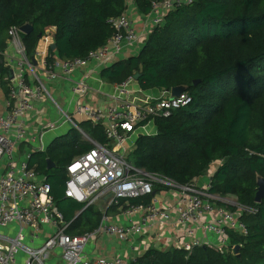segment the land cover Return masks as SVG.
I'll use <instances>...</instances> for the list:
<instances>
[{"label":"trees","instance_id":"16d2710c","mask_svg":"<svg viewBox=\"0 0 264 264\" xmlns=\"http://www.w3.org/2000/svg\"><path fill=\"white\" fill-rule=\"evenodd\" d=\"M141 14L150 12L151 0H132ZM127 0H0V83L7 30L30 23L22 33L29 59L45 31L54 26L55 49L60 58L84 57L113 33L106 22L122 14ZM103 81L120 84L129 78L141 90H170L185 85L191 100L168 117L154 119L156 131L139 135L127 160L149 173L186 184L217 163L209 190L233 197L242 210L246 235L229 231L238 252H220L210 245L149 248L134 264H264V196L255 201L256 175L264 177V0H192L178 6L153 26L141 48L101 70ZM196 81V82H195ZM93 139L105 143L102 124L81 121ZM90 148L74 128L54 137L45 150L32 151L27 163L45 176L55 204L70 222L68 232L82 234L100 221L97 205L82 204L64 195L66 166ZM47 159L52 166L48 167ZM155 191L159 190L155 186ZM151 195L119 199L113 207L147 203ZM223 204V203H218Z\"/></svg>","mask_w":264,"mask_h":264},{"label":"built area","instance_id":"2783aa9c","mask_svg":"<svg viewBox=\"0 0 264 264\" xmlns=\"http://www.w3.org/2000/svg\"><path fill=\"white\" fill-rule=\"evenodd\" d=\"M191 2L151 0L147 14L150 29L162 24L170 10ZM106 22L113 28V33L103 45L90 50L86 56L51 57L49 47L36 46L33 54V58L38 59L36 65L26 54L20 28L13 25L7 30L4 65L11 70L12 77H5L7 96L4 110L0 111V164L4 168L0 174V264H134L135 260L120 255L111 258L93 256L86 249L87 244L98 236H111L126 242L135 235L140 236L170 224L174 227L187 226L186 234L192 238L176 244V248L187 251L194 246L210 245L220 252H228L234 248L230 244L229 231L247 234L246 224L240 218L243 207L238 206L236 211L227 208V205L237 203L211 192L210 176L203 184L195 180L179 184L169 177L146 172L127 160V154L134 147L137 137L156 131L155 118L168 117L174 110L189 103L191 97L188 93L183 91L179 96H171L170 90H161L158 95L137 101L130 98L134 91L130 82L134 79L129 78L123 83H115L113 94L116 103L105 108L77 101L88 89L85 79L77 80L74 77L79 68L89 63L108 66L121 54L134 50L140 42L142 32L126 12L109 17ZM39 65L47 79L54 80L61 76L70 79L76 101L71 113L60 109L63 122L79 132L82 142L90 144L87 151L67 164L64 183V195L84 208L103 204L99 224L82 234L68 232L70 222L55 204L45 176L28 165V157H16L19 145L29 137L26 115H34L37 103L50 97L43 80L35 71ZM81 121H89L92 125L102 124L107 141L100 143L93 139L82 129ZM60 124L61 121L47 122L37 137H29L36 142V150H45L42 145L43 132L57 129ZM155 186L161 187L160 192L166 195L172 191L179 193L172 208L160 203ZM149 194L151 197L147 203L129 205L124 209L127 216L125 224L110 222L105 211L107 207L118 203L119 199ZM210 213H214V217L205 220ZM11 225H16L14 234L1 231L7 229L8 232ZM47 227L46 237L35 244ZM197 230L200 236H196ZM20 254L22 260L18 258Z\"/></svg>","mask_w":264,"mask_h":264},{"label":"crops","instance_id":"0c3cea01","mask_svg":"<svg viewBox=\"0 0 264 264\" xmlns=\"http://www.w3.org/2000/svg\"><path fill=\"white\" fill-rule=\"evenodd\" d=\"M128 3L130 4L131 11L129 12L126 9L125 12L132 19L137 29L142 32V36L140 37L139 39L140 42L138 43V45L135 47L134 50H131L128 53L121 54L116 60L136 54L141 48L147 34L149 33V32L147 33V31L151 30L148 24L147 14L139 13L136 7L134 6L132 0H127V4ZM55 31L56 28L54 26L49 27L45 31L43 37L39 40L37 47L39 48L50 47V44L54 42ZM33 60H35V62ZM37 60H38L37 58L35 59L33 58L31 59V62L36 65ZM103 68L104 66L100 64L89 63L86 66L79 68L74 73V77L77 80L85 79L88 85L87 92L84 95H82L80 98H77V101H79L80 103L91 104L93 106H98L101 108H105L108 105L116 103V98L114 97L113 94L115 92L114 91L115 84H111L102 80L101 70ZM35 71L43 80L49 92L50 97L45 98L41 102L37 103V112L34 115H26V124H27L26 128L28 130L29 137H33V136L37 137V135L40 133L41 129L47 124V122L61 121V124L60 126H58L57 129L43 132L42 145L46 148L47 144L54 137L66 133L71 128L65 126L67 123L63 122L62 111H65L67 114L73 111L75 106L76 96L71 92L70 99L69 98L67 99V94L64 91H62L64 87L68 89L70 87L71 90L72 83L68 77L64 78L61 76L54 80L47 79L46 75L44 74L41 68V65L37 66V68H35ZM47 83L54 86V89L56 90L53 91L54 93L48 89ZM5 86L7 90V83L5 84ZM130 86L132 87V90H134L130 94V98H135L137 99V101L138 99L140 100L145 99L148 96L158 95L160 94L161 91L158 88L139 90V85L136 80H132L130 82ZM57 95L66 98L64 103L65 105L63 107L58 104V101L56 100ZM6 96L7 93L4 91V88L0 83V97H2L3 100L2 105H0V111L4 110V100ZM58 129L59 131L56 132V130ZM152 129H155V127ZM48 134H52V135L49 140H46L45 137ZM29 137H27L26 141H22L21 144L19 145L18 151L16 152V157H18V159H23L24 157L26 158L30 155L32 151H36V147H37L35 146L36 142L31 141ZM43 146L42 148H44ZM216 167H217V163L211 164L209 168L205 171V173H203V175L195 179V182L198 184H203L204 182H206ZM3 171L4 168L2 164H0V174ZM160 191H161V187H159V190L156 191V193L159 195V198L161 199L160 203L165 204L170 208H172L171 206H173L174 200L177 199L179 193L177 191H172L168 195H166ZM95 205H97L100 211L102 210L103 207L102 203H97ZM105 211L110 217V222L118 225L126 223L127 216L124 213V209L122 207L110 206L107 207ZM213 217H214V213L207 214L205 216V220L208 219L210 220ZM186 228L187 226L174 227L172 224H170L168 226H165L164 228L159 227L156 228L154 231L145 232L140 236L135 235L129 241L126 242L118 241L116 238L111 236H98L94 238L92 241L88 242L89 245L88 251L93 256L102 255L107 258H111L115 255H120L128 260H136L149 248L153 247L157 249H167V248L176 247V244L179 245L184 241L190 240L192 237L186 234ZM15 229H16V225H11L8 228V232L7 229H2L1 231L12 235L14 234ZM48 230H49L48 227L42 230L39 238L35 241V244L42 242V240L46 237ZM196 236H200L199 230L196 231ZM18 258L19 260H22L23 256L20 254Z\"/></svg>","mask_w":264,"mask_h":264},{"label":"water","instance_id":"95a60500","mask_svg":"<svg viewBox=\"0 0 264 264\" xmlns=\"http://www.w3.org/2000/svg\"><path fill=\"white\" fill-rule=\"evenodd\" d=\"M19 28L23 33H29L32 30V25L30 23H24ZM55 47H56L55 43L52 42L50 44V48L54 50ZM33 61L35 62V60H33ZM9 76L12 77L11 70H9ZM184 89H185V85L173 86L170 89V94H171V96H179L184 91ZM46 161L48 163V167L53 165L50 159H47ZM256 184H257V187H256V193H255L254 199L257 203H259L261 201L262 197L264 196V177H262L260 175H256ZM242 207H243V210L246 211V213L251 212L250 208L245 207V206H242ZM239 248H240L239 244L235 245L234 251L238 252Z\"/></svg>","mask_w":264,"mask_h":264},{"label":"rangeland","instance_id":"374dc122","mask_svg":"<svg viewBox=\"0 0 264 264\" xmlns=\"http://www.w3.org/2000/svg\"><path fill=\"white\" fill-rule=\"evenodd\" d=\"M127 10L130 12L131 11V7H130V4L128 3L127 4ZM56 86V85H55ZM47 87H48V89L51 91V92H53V91H56L55 89H54V86H52L51 84H49V83H47ZM61 88V87H60ZM58 89V88H57ZM62 91H64L66 94H67V99L69 98L70 99V97H71V90H70V87H69V89L68 88H66V87H64L63 89H62ZM54 93V92H53ZM52 93V94H53ZM56 100L58 101V104L60 105V106H64L65 104V100H66V98H64V97H61V96H56ZM2 103H3V100H2V97H0V105H2ZM65 126H68V127H70V125L67 123ZM61 129V128H60ZM57 131H59V129L58 130H56V132ZM149 133V132H148ZM51 135L52 134H48L45 138H46V140H49L50 139V137H51ZM228 198L231 200V201H233L234 203L236 202L235 201V199L233 198V197H229L228 196ZM100 206H102V205H100ZM102 208H104V207H102ZM88 247H89V245L87 244V247H86V249H88Z\"/></svg>","mask_w":264,"mask_h":264}]
</instances>
